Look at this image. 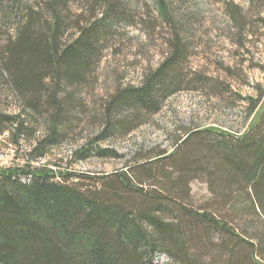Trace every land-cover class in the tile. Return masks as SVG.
I'll return each instance as SVG.
<instances>
[{
    "label": "rangeland",
    "instance_id": "rangeland-1",
    "mask_svg": "<svg viewBox=\"0 0 264 264\" xmlns=\"http://www.w3.org/2000/svg\"><path fill=\"white\" fill-rule=\"evenodd\" d=\"M34 1L44 0H20L22 8ZM116 1L127 8V23L103 33L93 65L81 72L83 79L65 82L58 95L66 106L65 123L59 127L57 143L49 145L44 156L32 153L47 138V112L35 115L41 120L38 124L23 111L20 97L11 93L0 77V114L22 113L21 119L26 118L25 123L36 129L15 143L9 132H2L10 123L0 121V154L8 155L17 167L53 168L66 174L56 181L92 190L105 200L119 196L126 206L138 207L146 200L124 186L105 188L104 182L114 180L117 174L125 173L129 185L164 189L168 194H162L170 198V206L161 212L166 220H178L177 203H182L224 221L246 238L244 242L218 228L207 231L197 223L188 225L192 233H186L185 238L201 264H233L239 258L244 260L242 264H264V209L254 210L251 195L241 183L236 184L239 178L223 177L216 160L211 165L200 161L202 167L196 164L192 177L180 183L179 162L188 150L179 145L178 153L175 151L189 131L216 127L241 135L258 115L259 120L264 116V0H164L170 20L163 16L159 0ZM3 2L9 15H3L0 5V46L14 33L20 12L11 6L12 0ZM69 8L72 17L65 19L61 46L73 42L82 28L91 27L109 12L108 0L69 1ZM176 34L188 47L178 64L181 89L154 111L129 104L109 111L119 92L141 87L172 57ZM43 106L50 109L46 101ZM108 125L110 132H106ZM261 126L256 131L264 130ZM171 152L176 154L167 157ZM160 261L167 262L164 258Z\"/></svg>",
    "mask_w": 264,
    "mask_h": 264
},
{
    "label": "trees",
    "instance_id": "trees-1",
    "mask_svg": "<svg viewBox=\"0 0 264 264\" xmlns=\"http://www.w3.org/2000/svg\"><path fill=\"white\" fill-rule=\"evenodd\" d=\"M69 1L74 0L34 1L22 8L20 0H12L11 6L20 9L19 17L14 33L0 46V77L4 85L20 97L23 111L33 116L38 124L41 120L35 115L48 114L45 118L47 138L40 141L32 153L39 156H44L48 146L57 143L61 135L59 127L65 123L66 106L58 95L65 82L70 84L83 79L81 72L93 65L103 33H112L116 24L126 22L127 8L116 4V0H108L109 12L104 18L96 20L91 27L82 28L79 37L61 46L65 19L72 17ZM159 1L163 4V16L170 20L164 0ZM3 3L0 0L1 12L6 15L8 10ZM179 36L176 34L172 57L141 87L119 92L108 107L109 111H119V107L128 104L154 111L181 89L178 64L188 47L182 44L183 38ZM49 78L53 83H47ZM45 101L50 109L44 108ZM21 115L0 114V121L11 125L3 127L2 132H9L15 143H19L23 134L33 135L36 130L29 127ZM107 116L109 118L110 114ZM259 116L241 135L216 127L186 133L175 148L176 153L179 145L188 150L182 153L184 159L179 162L180 183L192 177L196 171L194 167H202L200 161L211 165L216 160L223 177L239 178L236 184L240 186L241 183L251 195L254 210L264 209V130L256 131L264 126V116L261 120ZM110 129L108 125L106 132ZM176 153L171 152L167 157ZM193 161L196 163L191 166ZM65 175L48 166L13 165L0 169V264H162V258L166 259L165 264H201L191 253L188 237L185 238L186 233H192L188 225L196 223L207 231L218 228L233 239L246 241L224 221L205 212L193 211L182 203H177L180 204L178 220H166L161 212L170 206V198L165 196L167 191L158 190V187L145 190L143 184L129 185L125 173L104 182V187L124 186L125 190L141 194L146 201L138 207H127L122 202L125 199L119 196L105 200L92 190L56 181ZM241 259L233 264H242L244 260Z\"/></svg>",
    "mask_w": 264,
    "mask_h": 264
},
{
    "label": "built area",
    "instance_id": "built-area-1",
    "mask_svg": "<svg viewBox=\"0 0 264 264\" xmlns=\"http://www.w3.org/2000/svg\"><path fill=\"white\" fill-rule=\"evenodd\" d=\"M15 165L14 160L9 158L6 154H0V169L12 167Z\"/></svg>",
    "mask_w": 264,
    "mask_h": 264
}]
</instances>
